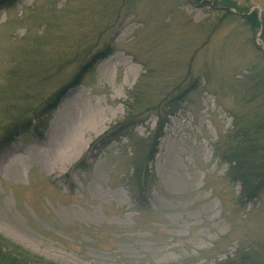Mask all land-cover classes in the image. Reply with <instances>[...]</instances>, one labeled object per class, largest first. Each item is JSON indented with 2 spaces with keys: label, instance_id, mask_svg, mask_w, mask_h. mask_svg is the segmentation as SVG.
Returning a JSON list of instances; mask_svg holds the SVG:
<instances>
[{
  "label": "rangeland",
  "instance_id": "1",
  "mask_svg": "<svg viewBox=\"0 0 264 264\" xmlns=\"http://www.w3.org/2000/svg\"><path fill=\"white\" fill-rule=\"evenodd\" d=\"M0 1L4 251L45 264H264V188L240 199L228 163L244 136L264 145V0ZM160 120L140 189L132 171Z\"/></svg>",
  "mask_w": 264,
  "mask_h": 264
},
{
  "label": "trees",
  "instance_id": "2",
  "mask_svg": "<svg viewBox=\"0 0 264 264\" xmlns=\"http://www.w3.org/2000/svg\"><path fill=\"white\" fill-rule=\"evenodd\" d=\"M8 2H12L14 0H7ZM1 3V1H0ZM228 13H231L230 11L226 10ZM256 12H253L252 17H248L250 24L253 28L259 27V22L256 17ZM263 37L261 36V39L264 40V32ZM112 50L108 47L105 48V50L98 52L94 57H92L90 60H88L85 64H82L78 73L75 75V77L71 80V82L63 87L60 91L53 94V96L48 100L47 105L44 107V109L40 112L35 113V118L40 121L43 118L44 115L48 114V109H54L58 103V101L61 99L63 94L71 87H74L76 85H79L82 79V76L88 71V69L91 67V65L99 58L103 59L106 57L109 52ZM29 123V122H28ZM127 125V122H124L119 127H112L109 130H107L104 134L99 136L97 139H95L89 148V152H93V150H100L105 148L107 145H109L116 136H119L120 134L117 131L121 132L125 129ZM25 124H14L12 128H10L4 138H6L7 145L12 141V139L18 134V131L21 130V128H24ZM39 127L37 126L36 129ZM163 129H164V122L160 120L155 136L152 140V142L149 144V151H148V157L147 162L144 167L142 166H135V168L132 171V178L134 179L136 185L140 187H144L145 182H143V177L145 178H151L154 177V169L153 167L149 166L150 162H153L155 154L157 153V148L159 144V140L163 135ZM257 131L264 130V122L257 124L256 128ZM128 133V132H123ZM132 138V137H130ZM232 157L229 159V175L232 178L233 181L237 182L240 186V199L246 200V201H254L257 199L259 193L264 188V145L261 147V145L257 144L252 137H245L237 143V146L235 147V150L231 152L230 154ZM143 189V188H140ZM3 247H0V264H45L43 262H34V263H27L28 257H25L26 255H23L18 248L11 246L10 250L16 255L8 254L6 251L2 249ZM225 264H235L233 261H228Z\"/></svg>",
  "mask_w": 264,
  "mask_h": 264
},
{
  "label": "bare ground",
  "instance_id": "3",
  "mask_svg": "<svg viewBox=\"0 0 264 264\" xmlns=\"http://www.w3.org/2000/svg\"><path fill=\"white\" fill-rule=\"evenodd\" d=\"M9 152H10V154H13L14 153V151H11V149L9 150Z\"/></svg>",
  "mask_w": 264,
  "mask_h": 264
}]
</instances>
